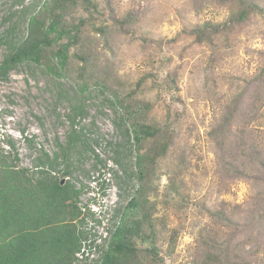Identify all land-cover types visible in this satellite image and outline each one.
I'll list each match as a JSON object with an SVG mask.
<instances>
[{"label": "rangeland", "instance_id": "rangeland-1", "mask_svg": "<svg viewBox=\"0 0 264 264\" xmlns=\"http://www.w3.org/2000/svg\"><path fill=\"white\" fill-rule=\"evenodd\" d=\"M93 1L65 13L79 27L65 69L48 47L40 64L0 78L2 154L31 175L81 135L89 148L72 150L76 171L63 177L61 159L56 175L81 190L95 248L122 220L145 219L141 233L154 231L164 264H264V0ZM243 2L262 14L210 42L191 34L226 23ZM49 5L0 0V64ZM141 125L158 134L137 143ZM134 241L146 256L152 240ZM85 248L78 264H99L101 252Z\"/></svg>", "mask_w": 264, "mask_h": 264}, {"label": "trees", "instance_id": "trees-1", "mask_svg": "<svg viewBox=\"0 0 264 264\" xmlns=\"http://www.w3.org/2000/svg\"><path fill=\"white\" fill-rule=\"evenodd\" d=\"M50 1L51 5L45 8L43 17L30 19L28 37L14 47L0 64V78H7L13 69L25 62L40 64L47 58L44 53L48 47H52L50 57L58 62L60 70L66 68L70 49L79 42V27H70L65 13L79 1L84 3L87 10L97 6L93 0ZM262 12L257 4L243 2L236 15L226 23H205L193 29L191 34L199 42H210L214 36L223 32H233L235 27L245 23L253 13ZM49 69L54 74L61 75L57 67L49 66ZM75 114L77 117L83 115V112L80 110ZM157 134L158 129L153 126L141 125L134 128L137 143L155 138ZM126 135L130 137L128 130ZM79 142L89 148L80 134L72 132L62 155L50 156L45 153L38 159L36 172L31 175L27 169H19L13 162H9L8 157L0 150V264H78L77 254L83 252L86 246L91 252L93 249L101 252L99 264H164L159 259L154 231L149 236L141 233L145 219L130 222L122 220L111 231L106 248H95L96 239L92 240L90 232L83 228L87 225V218L79 206L81 190L69 181L63 185L56 175L61 159L66 162L63 177L74 174L77 167L75 168L71 156ZM168 145V140L160 143L162 152ZM115 162L120 164L116 158ZM138 203L137 199H133L130 209L137 208ZM155 221L153 219L150 225ZM136 238L152 240L146 256L140 254L134 241ZM220 260L214 258L211 262L220 264Z\"/></svg>", "mask_w": 264, "mask_h": 264}, {"label": "water", "instance_id": "water-1", "mask_svg": "<svg viewBox=\"0 0 264 264\" xmlns=\"http://www.w3.org/2000/svg\"><path fill=\"white\" fill-rule=\"evenodd\" d=\"M66 183V180L64 179V180H62V184L64 185Z\"/></svg>", "mask_w": 264, "mask_h": 264}, {"label": "built area", "instance_id": "built-area-1", "mask_svg": "<svg viewBox=\"0 0 264 264\" xmlns=\"http://www.w3.org/2000/svg\"><path fill=\"white\" fill-rule=\"evenodd\" d=\"M79 255L81 256V253L77 254V257H78Z\"/></svg>", "mask_w": 264, "mask_h": 264}, {"label": "clouds", "instance_id": "clouds-1", "mask_svg": "<svg viewBox=\"0 0 264 264\" xmlns=\"http://www.w3.org/2000/svg\"><path fill=\"white\" fill-rule=\"evenodd\" d=\"M89 208H91V205L89 206Z\"/></svg>", "mask_w": 264, "mask_h": 264}]
</instances>
